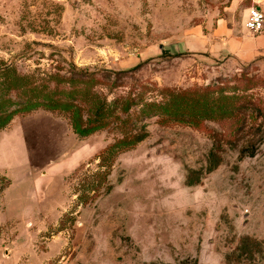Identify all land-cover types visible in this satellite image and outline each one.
I'll use <instances>...</instances> for the list:
<instances>
[{"label":"rangeland","instance_id":"374dc122","mask_svg":"<svg viewBox=\"0 0 264 264\" xmlns=\"http://www.w3.org/2000/svg\"><path fill=\"white\" fill-rule=\"evenodd\" d=\"M253 6L0 0V264H264Z\"/></svg>","mask_w":264,"mask_h":264},{"label":"crops","instance_id":"0c3cea01","mask_svg":"<svg viewBox=\"0 0 264 264\" xmlns=\"http://www.w3.org/2000/svg\"><path fill=\"white\" fill-rule=\"evenodd\" d=\"M224 33H222L221 36H223ZM226 34V33H225ZM224 43L218 44L216 53L218 56H223L226 54L227 57H249L253 56L257 53V43H253L252 41H248V39L245 40H238L234 38H230L223 41Z\"/></svg>","mask_w":264,"mask_h":264},{"label":"built area","instance_id":"2783aa9c","mask_svg":"<svg viewBox=\"0 0 264 264\" xmlns=\"http://www.w3.org/2000/svg\"><path fill=\"white\" fill-rule=\"evenodd\" d=\"M246 31L252 36L264 35V11L256 6L248 10Z\"/></svg>","mask_w":264,"mask_h":264},{"label":"trees","instance_id":"16d2710c","mask_svg":"<svg viewBox=\"0 0 264 264\" xmlns=\"http://www.w3.org/2000/svg\"><path fill=\"white\" fill-rule=\"evenodd\" d=\"M258 113H260L261 114V116H263L264 117V111H261V110H259V111H257Z\"/></svg>","mask_w":264,"mask_h":264}]
</instances>
